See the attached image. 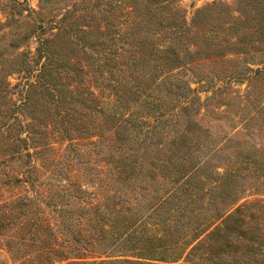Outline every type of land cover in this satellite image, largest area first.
<instances>
[{"label": "rangeland", "instance_id": "1", "mask_svg": "<svg viewBox=\"0 0 264 264\" xmlns=\"http://www.w3.org/2000/svg\"><path fill=\"white\" fill-rule=\"evenodd\" d=\"M99 252L264 264V0H0V264Z\"/></svg>", "mask_w": 264, "mask_h": 264}, {"label": "trees", "instance_id": "2", "mask_svg": "<svg viewBox=\"0 0 264 264\" xmlns=\"http://www.w3.org/2000/svg\"><path fill=\"white\" fill-rule=\"evenodd\" d=\"M232 215H227L226 218H225V221H228L230 219H232ZM222 227H218L216 226L212 231H210L207 236H206V239L203 240V241H208L207 238L209 239L212 235L216 234L219 232V230L221 231ZM90 244V241L88 239H85V243L82 244V247L83 248H88V245ZM200 245H202L201 242H199L192 250V252L196 253V249H199L200 248ZM140 248V247H139ZM130 250H132L134 253H137L136 257L137 258H144L142 257V253L139 251V249H135V247H130ZM137 250V251H135ZM142 250V249H140ZM104 253H108L109 251H106V249H103L102 250ZM103 252H99L98 255L94 256L95 253L92 254H84L82 253V261H77L75 262L76 264H155V263H150V262H144V261H141V260H130L128 258L126 259H110V257H114V256H110V255H103ZM191 252V253H192ZM144 254V253H143ZM90 256L92 259L91 260H88L86 259L87 256ZM67 264H73L71 262H68Z\"/></svg>", "mask_w": 264, "mask_h": 264}]
</instances>
